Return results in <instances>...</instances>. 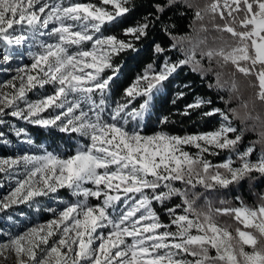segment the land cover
<instances>
[{
	"label": "snow or ice",
	"instance_id": "6c2138e0",
	"mask_svg": "<svg viewBox=\"0 0 264 264\" xmlns=\"http://www.w3.org/2000/svg\"><path fill=\"white\" fill-rule=\"evenodd\" d=\"M178 2L181 0H169V6ZM183 2L187 7H192L187 0ZM38 3L40 0H0V39L10 44H20L27 39L24 35L11 37L9 30L14 29L15 25L26 23L35 31L37 25L47 28L50 22H58V26L49 33L56 35L57 43L41 45L43 51L33 56L29 72L19 78L20 86L17 88L9 82L8 86L16 89L11 97L0 93V105L11 107L17 100L25 98L26 91L54 84L53 95L27 105V115L22 110L11 114L45 127L58 126L63 132L79 133L87 137L89 143L67 158H59L51 153L40 157H22L25 164L34 167L28 178L19 182L8 203H0V209L49 192L55 193L61 188L71 189L74 195L83 196L85 200L68 205L59 213V219L47 225L30 228L7 242H0V255L14 253L16 264H264V203L252 207L237 197L238 207L216 208L215 214L231 216L242 226L233 232L229 225L218 224L211 211L199 212L194 206L195 201L188 198V190H181L171 183L179 181L193 189L200 185L209 191L255 180L257 176L254 173L264 176V150L256 160L251 159L256 143H264V132L260 134L259 141L239 151L237 146L242 141L243 130L238 131L232 123L233 119L238 118L236 108L228 111L214 108L205 113L209 116L219 114L223 120L217 130L206 133L180 136L161 131L143 135L139 128L129 129L125 126L127 117H143L153 90L177 68L192 64L195 71L200 67V60L196 59L199 44H193L187 51L181 48L185 59L175 63L165 61L163 69L151 76L149 72L153 71V66L149 65L137 84L126 89L127 96L147 97L139 109L127 110V104L117 105L112 122L103 121L100 112H95V119H92L81 108V101H68V96L80 93L92 105L90 111L104 105V93L112 77L105 78L102 73L105 68L113 67L111 54L132 48L133 45L115 35L96 34L101 33L106 23L114 22L130 11L129 0H101L100 6L75 3L62 8L58 4L43 20L41 14L47 5L41 4L36 9ZM105 5H111V10ZM157 8L164 10L159 5ZM223 8L228 9L227 15L231 20L223 26L214 27L220 33H229L236 44L209 48L200 53L201 58L207 57L211 62L219 57L224 64L231 63L244 76L255 75L258 85L254 86L259 89L255 100L264 104V0H224ZM205 13L213 14V19L218 13L223 19L220 0H213L205 9L198 8L195 11L196 20H203ZM233 13H243V16L237 20ZM237 26L241 30H237ZM147 28V23L130 27L125 30V35L130 34L138 40L141 35H146ZM201 30L207 31V28ZM174 39L180 43L185 39L191 40L190 37ZM87 42H91V46L85 48ZM156 51L163 52L164 49L157 45ZM257 65L260 66L259 70ZM141 79L146 84L138 90ZM216 87L223 88L219 73ZM231 90L236 91L235 83ZM96 91L101 96L98 105L92 97ZM66 103V110L62 113L49 119L41 116L53 106L65 108ZM205 103L211 101L198 99L187 107L198 108ZM249 103L241 100L240 107L247 109ZM2 112L3 108L0 107ZM185 114H188L187 111ZM248 118H251L250 113ZM163 122L167 123L168 118L164 117ZM185 146H191L196 151L190 153ZM218 150L234 152L239 163L231 157L220 164L211 163L205 154L219 155ZM18 163V160H0V172L5 171V165ZM86 183H91L95 188L83 187ZM161 187L168 191L157 193L156 190ZM145 189L152 190L151 198ZM112 191L123 192L125 196L129 193L140 194L138 199L135 196L131 198L132 203L117 219H113L108 210H115L114 205L121 197L111 195ZM172 196L183 198L184 214L177 215L174 208L168 209L172 220L170 224H163L152 209L151 202L153 199L163 202ZM88 197L102 198V203L90 206L87 204ZM260 198L264 200V195ZM208 207L211 209L210 202ZM108 225H111L112 231L107 236L97 234L98 228ZM173 225L175 230H171ZM57 231L61 233L59 238L52 239ZM129 237L131 242L127 240ZM96 239L101 241L98 246H94ZM211 251L215 255H210Z\"/></svg>",
	"mask_w": 264,
	"mask_h": 264
},
{
	"label": "trees",
	"instance_id": "16d2710c",
	"mask_svg": "<svg viewBox=\"0 0 264 264\" xmlns=\"http://www.w3.org/2000/svg\"><path fill=\"white\" fill-rule=\"evenodd\" d=\"M71 1L91 3L96 6L101 4V0ZM210 1L187 0V3L192 5L189 8L183 0L172 6H169V0H129L128 7L130 11L117 18L116 21L106 23L102 27L100 35H115L118 39L126 42L130 41L133 45L132 48L122 50L119 53H112L110 62L113 67L105 68L102 73L103 77H112L109 87L104 93L105 103L101 106L102 111L101 108H96L102 119L107 116V111L111 107H117V105L127 104V110L139 109L147 97L127 96L126 89L137 84L138 78L145 74L149 65L153 66V71L149 72V76H151L163 69L165 61L175 63L178 60L185 59L184 52L180 50L181 48L187 51L193 44L198 43L196 59L200 60V67L195 71L192 64L177 68L167 80L153 90L149 106L143 117L136 119L129 117L127 124L139 128L143 135L161 131L180 136L206 133L218 129L223 120L219 114L209 116L205 113L211 112L214 108H221L225 111L236 108L238 118L233 119L232 123L238 131L243 130V138L237 146L238 150L243 151L250 143L261 139L260 134L264 132V104L255 100V94L259 90L258 86H254L258 85L257 77L255 75L244 76L236 71L231 63L224 64L219 57L214 58L211 62L207 57L201 58L200 53L209 48L235 46L236 44L235 39L229 33L216 31L214 25L222 26V19L217 14L214 15L213 19V14L205 13L203 20H196L195 11L198 8L205 9ZM158 5L163 7L164 10L159 11ZM104 7L111 10V5H105ZM241 7L243 8V5ZM235 16L239 20L242 18L243 13H235ZM145 23L148 24L146 35H141L140 39H134L130 34L125 35L127 28ZM202 28H207V31H202ZM174 37H190L191 40L185 39L180 43ZM199 41H204V43H199ZM174 44L176 47H173ZM157 45L164 51L157 52ZM257 70H259L258 65ZM217 73H219L223 88L216 87ZM233 83L236 85V91L231 90ZM145 84L146 81L139 80L138 90L143 88ZM40 88L49 91L52 90V84H46ZM93 95L95 103L98 105L101 99L99 91L94 92ZM196 97H200L203 101H211V103H205L198 108H188V105L195 104ZM241 100L250 101L247 109L240 107ZM228 101L230 102L226 103ZM251 101L255 102L252 103ZM186 111L188 114H185ZM249 113L251 118H248ZM43 114L52 115L51 108L41 113V116ZM164 117L168 118L167 123L163 122ZM18 120L35 142H42L46 148L54 150L61 157L73 155L86 140L79 133L63 132L58 126L45 127L26 119L19 118ZM59 124L58 121L57 125ZM185 149L190 153L196 151L191 146H185ZM262 150H264V143H256L251 159L256 160ZM218 151L219 155L205 154L206 158L213 164L226 162L229 157L237 164L239 163L234 152L228 150ZM253 175L257 176L255 180H245L239 185L230 186L227 189L218 188L209 191H205L200 185L193 189L191 186L179 181L171 183L181 190H188V198L195 201L194 206L199 212L208 213L211 211L218 224L229 225L230 230L234 232L237 227L242 226L231 216L215 214L214 210L216 208L238 207L237 197H240L245 204L252 207L264 203V200L260 198L264 195V176L255 173ZM87 184L92 185L91 183ZM144 191L150 198L153 196L151 189H145ZM156 191L157 193L166 192L168 189L161 187ZM56 193L67 200H85V197L74 195L72 190L68 188H61ZM123 195V192H121L120 197ZM101 200L88 197L87 204L93 205L100 203ZM221 201H225V203L222 204ZM209 202L211 203V209L208 207ZM152 204L164 224H170L172 220L168 209L174 208L177 215L184 214L183 209L185 206L183 205V198L180 196H172L163 202L153 199ZM177 205H181V207H177ZM40 212L42 218L47 217V211L42 209ZM171 230H175L174 225ZM210 255H215V252L211 251ZM187 258L193 259L192 257Z\"/></svg>",
	"mask_w": 264,
	"mask_h": 264
},
{
	"label": "rangeland",
	"instance_id": "374dc122",
	"mask_svg": "<svg viewBox=\"0 0 264 264\" xmlns=\"http://www.w3.org/2000/svg\"><path fill=\"white\" fill-rule=\"evenodd\" d=\"M212 1L213 0H211L210 3ZM75 3L79 2L71 0H40V3L36 4L35 7L38 9L41 4L47 5L45 12L41 14V20H43L47 18L48 13L52 11V8L55 5L59 4L63 8ZM233 15L235 16V13H233ZM230 20L231 18H223L222 26L226 21ZM57 26L58 22H50L47 28L37 25L35 31H33L26 23L22 26L15 25L14 29L9 30L11 37L14 38L24 35L27 39L21 41L20 44H10L7 40L0 39V93L8 94L9 97H11L16 89L9 87V82L15 84L18 88L21 83L19 78L25 76L26 73L29 72L30 66L33 63V56L43 51L41 45L57 43L56 35L54 33L51 35L49 34L52 29ZM237 30L241 29L237 26ZM96 35L99 36L100 34L97 33ZM90 46L91 42H87L84 45L85 48ZM5 57H9V59L6 60ZM259 67L260 66L258 65V68ZM21 69H24V71H21ZM31 74L35 73L32 72ZM55 88L56 85L54 84H52V90L49 91L36 87L30 91H26L25 98L17 100L13 106L4 107L3 105H0V107L3 108V112L0 113V160L20 161V163L16 165H5V171L0 172V203H8L9 197H11V194L19 186V182L26 180L29 172L34 167V165L25 164L21 160L22 157H40L47 155L48 153H51L59 158L69 157H61L57 155L54 150L46 148L42 142H35L18 120L21 117L13 116L11 114L13 111L22 110L25 115H27V105L29 103H35L47 96L53 95ZM92 97L94 100L93 94ZM61 100H63V97H61ZM73 100L81 101V108L87 112L92 119H95V112H98L97 109H95V111H90L92 105L84 99L80 93L68 96V101ZM66 107L67 103L65 104V108H56L53 106L51 107L52 115L43 114L42 117L45 119L52 118L65 111ZM115 108L116 107H111L110 110L107 111V116H105L102 120L105 122H112L111 117ZM128 119L129 117H127V120ZM125 126L129 129L134 128L132 125L128 124ZM85 138L86 140L82 143V145L89 143L88 138ZM83 187L95 188L94 185H88L87 183L84 184ZM110 194L121 196V192L117 193L116 191H112ZM79 202L81 201L76 199L67 200L64 197L59 196L56 192H49L44 196L33 197L27 202L12 203L8 208L0 209V242H7L10 238L23 234L30 228L47 225L50 221L59 219V213L68 205L77 204ZM100 203H102V200ZM100 203L88 205L95 206ZM42 209L48 213L46 218L41 217L40 211ZM52 209L55 211H51ZM111 231L112 227L111 225H108L105 228H98L97 234L107 236ZM60 234V231H57L56 235L52 239H58ZM127 240L128 242H131L130 237L127 238ZM100 242L101 241L99 239L94 240V246H98ZM0 264H16V257L14 253L7 252L4 255H0Z\"/></svg>",
	"mask_w": 264,
	"mask_h": 264
},
{
	"label": "built area",
	"instance_id": "2783aa9c",
	"mask_svg": "<svg viewBox=\"0 0 264 264\" xmlns=\"http://www.w3.org/2000/svg\"><path fill=\"white\" fill-rule=\"evenodd\" d=\"M212 2H213V1H212ZM212 2H211V3H212ZM220 3H221V10L224 12V18H226V19L230 18V17H228V15H227V13H228V9H227V8H223L224 0H220ZM217 14H218V13H217ZM218 15H219V14H218ZM105 78H106V77H105ZM198 99L201 100L200 97H196V98H195V103L197 102ZM168 134H170V135H174V134H171V133H168ZM139 195H140V194H138V193H137V194L129 193L127 196L124 195V196L121 198V200L119 201V203H117L116 205H114L115 210H113L112 208H109L108 211H109L111 217H112L113 219H117V218L120 216L121 212L125 211L126 208H127V206H128L129 204L132 203V199H131V198H132L133 196H135V197L138 199V198H139ZM151 207H152V209L157 213L160 222L164 224V222L160 219V216H159L157 210L155 209L154 205L152 204V202H151ZM137 216H139V213H137ZM164 230H165V229H160V231H164Z\"/></svg>",
	"mask_w": 264,
	"mask_h": 264
}]
</instances>
